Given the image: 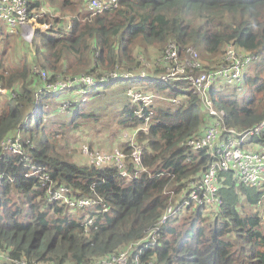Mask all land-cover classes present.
I'll return each instance as SVG.
<instances>
[{
  "label": "trees",
  "instance_id": "1",
  "mask_svg": "<svg viewBox=\"0 0 264 264\" xmlns=\"http://www.w3.org/2000/svg\"><path fill=\"white\" fill-rule=\"evenodd\" d=\"M27 2L29 14L46 8L37 20L51 27L34 33L32 59L27 61L25 54L14 62L10 55L13 34L0 20V86L10 89L9 94L0 95V264H8L7 260L93 264L125 250L124 264H136V254L139 264H264V215L258 206L264 185L239 181L231 170L218 172L217 206L187 205L160 222L165 208L183 200L213 159L207 150L186 144L204 132L212 117L186 74L161 79L163 69L155 65L168 43L194 47L200 43L209 63L199 53L202 65L193 72L217 69L224 62L226 46L232 44L247 60L238 77L214 79L215 90L224 89L216 97L224 116L216 121L237 131L251 129L264 119V56L259 60L264 54V0H117L116 7L96 13L88 9L89 0ZM52 7L68 15L65 23ZM149 47L153 51L145 54ZM144 69L145 75L139 76ZM114 71L131 73L127 77L131 81L153 80L156 89L163 88L171 96L155 98L152 85L127 87V94L129 89L154 94L148 120V109L139 115L141 101L133 102L130 94L121 110L124 128L134 129L135 136L133 143L125 138L118 146L129 153L136 144L142 152L144 168L133 177L119 175L111 165L88 163L81 148L84 160L72 159L67 132L59 129L76 128V118L93 112L79 110L85 100L73 101L76 91L46 89V82L58 78L100 77ZM245 86V97L232 98V90L242 91ZM63 91L68 95L65 100L73 101V114L60 116L68 106L61 110V105L53 103L48 119L44 107ZM162 99L177 105L163 107L158 101ZM199 108L203 116L198 115ZM16 134L22 152L3 149L1 141ZM241 146L264 151V127L245 137ZM25 156L45 166L54 185L63 183L75 197L96 202L74 208H84L75 218L65 203L48 199L42 180L29 175ZM127 167L130 172L138 169L129 160ZM85 216L92 219L87 227ZM152 228L156 231L148 234Z\"/></svg>",
  "mask_w": 264,
  "mask_h": 264
},
{
  "label": "built area",
  "instance_id": "2",
  "mask_svg": "<svg viewBox=\"0 0 264 264\" xmlns=\"http://www.w3.org/2000/svg\"><path fill=\"white\" fill-rule=\"evenodd\" d=\"M117 0H89L88 9L92 13L102 11L104 9L116 7ZM46 11L43 6L38 11H31L29 14L27 0H0V20L4 21L10 30H22V35L25 36L27 29L32 35L34 30L38 32H46L50 30L51 24L44 21H38L37 15ZM42 27V28H39ZM238 50L232 45H227L224 55L223 64L217 69L200 70L194 73L195 68H201L202 62L199 58L197 49L192 45L181 46L176 42L168 43L161 54L155 59V65L159 69V78H173L177 79L181 75L186 74V78L193 85V91L201 97L204 110L212 117V123L204 130L198 137H190L186 140V144L192 149H205L213 157L211 163L206 167L200 178L193 183L188 194L183 197V200L170 203L163 211L160 222L166 221L169 217L175 215L180 209L187 205H203L209 209L212 206H217L220 203L218 190L220 186L219 171L231 170L233 176L239 181L249 185H264V151L250 150L241 146L245 137L253 132H258L264 127V119L249 130L237 131L233 127L220 126L217 118L224 116V111L219 110L214 105V90L218 87L214 84V79L218 75L226 76L228 78L238 77L242 73V67L247 58L239 55ZM37 70V68H34ZM45 78V72H41ZM131 73L116 71L108 75H101L100 77L91 74H82L73 80L71 79H56L55 81L46 82L47 90L57 92L60 90H73L81 95L78 101L86 100L88 89L97 86L99 83L107 82L110 78H127ZM144 71L139 73V76H144ZM10 93L8 87L0 86V95H7ZM128 94L131 95L133 102L141 101L138 108V114L143 115V109L148 111L146 119L148 120L152 115L150 105L153 102L154 94H145L140 91L129 89ZM68 103H64L60 108L65 110ZM142 129L146 130V126L142 125ZM135 132L128 139L133 143ZM3 149L11 151L12 153H21L22 144L20 135L8 136L1 141ZM83 154L86 155L87 161L95 166L111 165L116 167L117 173L121 176L133 177L139 171L143 170L141 161V149L138 145L132 144V149L129 153L124 152L120 148L112 149H92L87 143L80 146ZM25 167L29 169V175L36 176L42 180L46 186V195L49 200H58L65 203L71 208H82L89 205L96 200H91L85 197H75L72 190L65 184L61 183L54 185V180L45 172L46 167L43 165H36L31 163V160L25 156ZM127 160H129L136 168L134 172H130L127 167ZM259 210L264 215V196L258 202ZM102 210H106L105 204H102ZM92 221L88 216L84 217L85 227ZM156 228H152L148 234H153ZM134 243V245H136ZM138 254L134 257L136 264ZM6 258H8L6 256ZM128 259V254L121 251L118 255L109 258H102L93 264H124ZM8 261V260H7ZM18 263L17 261L10 260ZM36 264H55L53 261L38 262Z\"/></svg>",
  "mask_w": 264,
  "mask_h": 264
},
{
  "label": "rangeland",
  "instance_id": "3",
  "mask_svg": "<svg viewBox=\"0 0 264 264\" xmlns=\"http://www.w3.org/2000/svg\"><path fill=\"white\" fill-rule=\"evenodd\" d=\"M48 6L47 4H44ZM55 11L53 12L54 15L60 16V19L65 23L67 21L68 15H64L65 13L59 9V8H53ZM5 25V22H2ZM7 28V27H6ZM39 28H42L39 26ZM13 35L12 38L14 46L11 49L10 55L12 61L16 62L19 60V58L22 55H27V61L32 59L33 54V46L32 44L37 42V39L34 37V33L38 32L37 29L34 30L33 34L31 35L29 31L25 30V36L22 35V30H10L7 28ZM195 47L203 57H201L202 61L208 62L207 54L204 52L202 45L200 43L195 44ZM146 50V49H145ZM153 51L151 47H149L146 51H144L145 54H149ZM264 54H261L259 56V60L262 59ZM258 58L255 57L251 63H253ZM149 64H145V68H148L150 71H152V68L148 67ZM143 71L147 72L146 69ZM149 72V71H148ZM130 78H121L117 80L107 81L101 85L93 86L89 88V92L86 94V100L81 102L79 104V110L80 111H86V112H93V115H87L85 117H78L76 118V122H78L76 128H68L66 126L61 127L59 130L61 132H67V141L71 144L70 147V153L72 154V159L75 161H82L84 160L83 155L80 151V143H87L90 144L92 148H98V149H110L113 147H118L121 143V140L125 138H130L133 133V131H130V129L124 128V122L123 119L125 116L121 112L123 106L125 103L129 101L130 96L127 94V87L133 85H140L144 88L148 85H152L151 89L154 91L155 98H160L161 94L163 96H166L170 98L168 94H166V91H164L163 88L156 89L154 87L153 80L147 79V78H139L136 81H131ZM148 88V87H147ZM149 89V88H148ZM242 89V88H240ZM224 89L221 88L219 90H214V105L216 108V97L217 95L222 92ZM65 91V89H64ZM58 94L55 97H52L48 100V104L44 107V113L50 119L52 116L51 112V105L53 103H57L59 105H63L64 103H68L66 106L68 108L66 111L62 113V117H68L73 114L74 107L71 108V105L73 104L74 99H81L82 96L77 94L76 97H73V101L70 103V101L65 100L68 95H65L66 92ZM68 92L73 90H66ZM248 91L246 89V86L243 87V90H232L231 96L232 98L241 100L243 97L247 95ZM65 95V96H64ZM65 100V101H64ZM64 101L63 103H61ZM163 107L170 106L171 108H174L177 104L174 102H171L170 100H158ZM60 106V107H61ZM56 111V110H55ZM199 116L204 115V111L202 108H199L197 111ZM32 122L29 123V126H32ZM261 186V185H259ZM93 208V206H92ZM94 209V208H93ZM66 210L69 212H72L73 216L75 218H78L79 215L84 211L83 209H74L71 207H66ZM8 264H13L10 260H8Z\"/></svg>",
  "mask_w": 264,
  "mask_h": 264
},
{
  "label": "crops",
  "instance_id": "4",
  "mask_svg": "<svg viewBox=\"0 0 264 264\" xmlns=\"http://www.w3.org/2000/svg\"><path fill=\"white\" fill-rule=\"evenodd\" d=\"M88 92H89V89H88Z\"/></svg>",
  "mask_w": 264,
  "mask_h": 264
}]
</instances>
